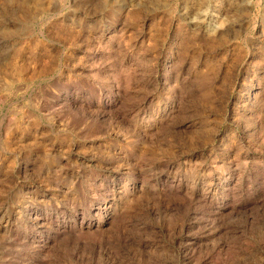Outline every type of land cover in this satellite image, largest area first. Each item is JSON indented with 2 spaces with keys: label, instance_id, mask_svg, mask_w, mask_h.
I'll return each instance as SVG.
<instances>
[{
  "label": "rangeland",
  "instance_id": "obj_1",
  "mask_svg": "<svg viewBox=\"0 0 264 264\" xmlns=\"http://www.w3.org/2000/svg\"><path fill=\"white\" fill-rule=\"evenodd\" d=\"M0 264H264V0H0Z\"/></svg>",
  "mask_w": 264,
  "mask_h": 264
},
{
  "label": "bare ground",
  "instance_id": "obj_2",
  "mask_svg": "<svg viewBox=\"0 0 264 264\" xmlns=\"http://www.w3.org/2000/svg\"><path fill=\"white\" fill-rule=\"evenodd\" d=\"M22 75H23V73H22ZM22 75H21V76H22Z\"/></svg>",
  "mask_w": 264,
  "mask_h": 264
}]
</instances>
